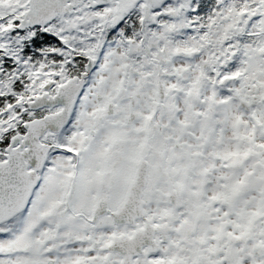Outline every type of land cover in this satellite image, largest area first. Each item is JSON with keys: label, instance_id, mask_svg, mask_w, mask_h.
<instances>
[{"label": "snow or ice", "instance_id": "obj_1", "mask_svg": "<svg viewBox=\"0 0 264 264\" xmlns=\"http://www.w3.org/2000/svg\"><path fill=\"white\" fill-rule=\"evenodd\" d=\"M0 264H264V0H0Z\"/></svg>", "mask_w": 264, "mask_h": 264}]
</instances>
